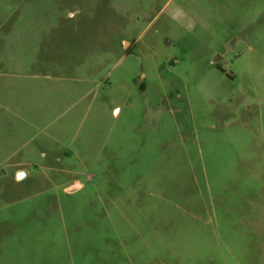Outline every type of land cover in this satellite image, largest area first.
Instances as JSON below:
<instances>
[{"label": "rangeland", "instance_id": "1", "mask_svg": "<svg viewBox=\"0 0 264 264\" xmlns=\"http://www.w3.org/2000/svg\"><path fill=\"white\" fill-rule=\"evenodd\" d=\"M0 264H264V0H0Z\"/></svg>", "mask_w": 264, "mask_h": 264}, {"label": "water", "instance_id": "2", "mask_svg": "<svg viewBox=\"0 0 264 264\" xmlns=\"http://www.w3.org/2000/svg\"><path fill=\"white\" fill-rule=\"evenodd\" d=\"M21 173H22V171L19 173V178L21 177Z\"/></svg>", "mask_w": 264, "mask_h": 264}]
</instances>
